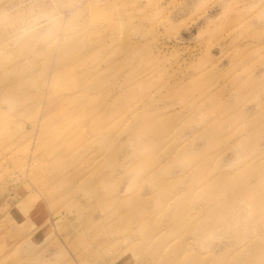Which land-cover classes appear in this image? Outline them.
<instances>
[{
    "label": "rangeland",
    "instance_id": "374dc122",
    "mask_svg": "<svg viewBox=\"0 0 264 264\" xmlns=\"http://www.w3.org/2000/svg\"><path fill=\"white\" fill-rule=\"evenodd\" d=\"M0 264H264V0H0Z\"/></svg>",
    "mask_w": 264,
    "mask_h": 264
}]
</instances>
